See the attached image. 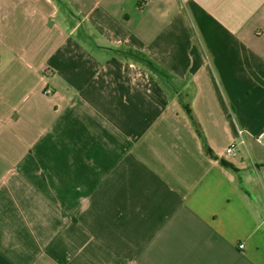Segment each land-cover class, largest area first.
Listing matches in <instances>:
<instances>
[{"label":"crops","instance_id":"crops-1","mask_svg":"<svg viewBox=\"0 0 264 264\" xmlns=\"http://www.w3.org/2000/svg\"><path fill=\"white\" fill-rule=\"evenodd\" d=\"M263 130L264 0H0V264H264Z\"/></svg>","mask_w":264,"mask_h":264},{"label":"built area","instance_id":"built-area-1","mask_svg":"<svg viewBox=\"0 0 264 264\" xmlns=\"http://www.w3.org/2000/svg\"><path fill=\"white\" fill-rule=\"evenodd\" d=\"M257 141H259V142L264 141V130H263L261 133L258 134V136H257ZM242 143H244V142L242 141ZM237 146H238L237 143H233V144L227 149L226 153H227L228 155H234ZM241 248H244V246L241 245Z\"/></svg>","mask_w":264,"mask_h":264}]
</instances>
